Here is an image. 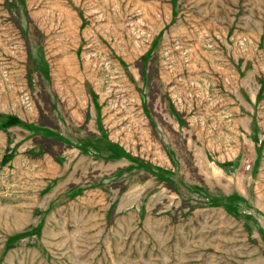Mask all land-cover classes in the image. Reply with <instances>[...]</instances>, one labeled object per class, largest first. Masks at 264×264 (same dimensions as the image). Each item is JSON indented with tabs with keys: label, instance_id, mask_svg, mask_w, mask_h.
Here are the masks:
<instances>
[{
	"label": "rangeland",
	"instance_id": "1",
	"mask_svg": "<svg viewBox=\"0 0 264 264\" xmlns=\"http://www.w3.org/2000/svg\"><path fill=\"white\" fill-rule=\"evenodd\" d=\"M0 264H264V0H0Z\"/></svg>",
	"mask_w": 264,
	"mask_h": 264
},
{
	"label": "trees",
	"instance_id": "2",
	"mask_svg": "<svg viewBox=\"0 0 264 264\" xmlns=\"http://www.w3.org/2000/svg\"><path fill=\"white\" fill-rule=\"evenodd\" d=\"M21 121L15 117V116H10L7 121L5 122L6 126L14 125V124H19Z\"/></svg>",
	"mask_w": 264,
	"mask_h": 264
}]
</instances>
